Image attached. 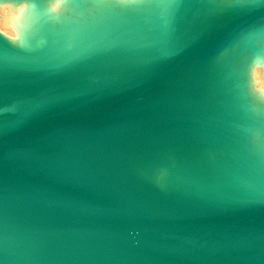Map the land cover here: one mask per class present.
Listing matches in <instances>:
<instances>
[{"label": "water", "instance_id": "water-1", "mask_svg": "<svg viewBox=\"0 0 264 264\" xmlns=\"http://www.w3.org/2000/svg\"><path fill=\"white\" fill-rule=\"evenodd\" d=\"M0 4V264H264V0Z\"/></svg>", "mask_w": 264, "mask_h": 264}, {"label": "snow or ice", "instance_id": "snow-or-ice-1", "mask_svg": "<svg viewBox=\"0 0 264 264\" xmlns=\"http://www.w3.org/2000/svg\"><path fill=\"white\" fill-rule=\"evenodd\" d=\"M4 2H5V0H0V4H2ZM28 2L29 3H33L32 0H28ZM48 2L51 3V2H53V0H48ZM60 3L64 4L65 3V0H60ZM33 4H35V3H33Z\"/></svg>", "mask_w": 264, "mask_h": 264}]
</instances>
